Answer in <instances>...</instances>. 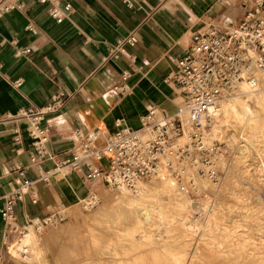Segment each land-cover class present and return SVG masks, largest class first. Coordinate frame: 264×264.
<instances>
[{
    "label": "crops",
    "instance_id": "1",
    "mask_svg": "<svg viewBox=\"0 0 264 264\" xmlns=\"http://www.w3.org/2000/svg\"><path fill=\"white\" fill-rule=\"evenodd\" d=\"M19 2L22 6L0 15V193L15 187L22 168L26 178L36 180L34 190L16 205L18 226L55 212L48 209L55 199L63 206L67 194L82 199L92 188L78 173H58L49 183L38 180L39 171L31 163L30 122L23 109L40 108L65 92L62 109L43 121L48 147L59 161L70 159L80 143L76 131L92 135L101 145L118 130V123L141 127L151 107L173 114L184 94L166 83L165 76L176 68L195 32L222 22L226 8L237 10L245 3L59 0L61 6L71 4L70 13L59 22L50 14L48 1ZM132 33L137 37L134 44L127 41ZM127 73L130 89L124 93L114 86ZM53 166V161L43 162L44 169ZM7 231L0 215V246Z\"/></svg>",
    "mask_w": 264,
    "mask_h": 264
},
{
    "label": "built area",
    "instance_id": "2",
    "mask_svg": "<svg viewBox=\"0 0 264 264\" xmlns=\"http://www.w3.org/2000/svg\"><path fill=\"white\" fill-rule=\"evenodd\" d=\"M42 1L49 2V12L59 22L70 13L69 3L61 6L59 0ZM19 6H22L19 0H0V15ZM243 8L245 11L238 22L230 21L222 26L210 24L195 32L176 68L165 76L166 83L173 84L184 94L177 112L173 114L151 107L142 116L141 127L135 129L118 123L115 134L107 137L101 145L90 134L76 131L81 155L73 151L70 159L59 161L48 147L49 136L43 121L47 114L62 109L65 92L58 93L40 108L23 109V116L30 122L28 133L33 139L31 163L39 171L38 180L49 183L56 171L68 161L82 163V181L88 186L101 182L111 188L132 187L139 179L163 172L191 186L188 188L190 191H197L196 179H215L214 160L220 145L216 140L207 139L203 130L208 128L210 114L216 109L224 91L251 67H264V0H250L243 4ZM127 41L134 44L137 37L132 33ZM128 77V73L124 74L123 82L114 88L127 92L130 89L126 83ZM184 114L192 125L190 131L186 130ZM44 161H53L54 166L44 169ZM17 172L15 187L0 193V215L8 228L6 237L12 233L9 219L16 220L18 201L29 190H34L36 182L25 177V169ZM36 201L35 197L33 202ZM36 218L44 228L63 219V216L60 211H55L47 217H31L27 222L33 223ZM13 229L17 234V228Z\"/></svg>",
    "mask_w": 264,
    "mask_h": 264
},
{
    "label": "rangeland",
    "instance_id": "3",
    "mask_svg": "<svg viewBox=\"0 0 264 264\" xmlns=\"http://www.w3.org/2000/svg\"><path fill=\"white\" fill-rule=\"evenodd\" d=\"M241 1L249 2L250 0ZM229 8H226L227 11L222 16V22L215 21V25L222 26L228 23L229 20L238 22L242 18L245 9L241 5L238 6L237 10L228 11ZM236 91L238 89L232 91L233 94ZM227 100L229 99L225 101ZM251 104L255 110V120L249 125L237 124L238 130L241 132L240 141L232 142L230 136L232 127L229 125L221 128L216 133L213 132L210 126L206 130V138L210 141L216 140L220 145L217 157L214 160L217 177L215 179L203 177L196 179L195 186L199 188L197 191H190L188 188L191 186L184 185L180 181L181 185L179 187L184 193V198H190L198 204L207 203L208 206L213 204L214 207L219 209V217L216 220L221 225L227 226L232 231H250L247 227H252L253 238L250 239L251 243L255 245L256 253L260 251L264 254V177L258 178L255 176V169H257V154L255 152L260 151L264 155V97L258 100L257 103L252 102ZM242 143L244 146H251L247 155L244 154L246 157L241 155ZM239 148L240 150H238ZM61 176L57 178L60 179ZM155 176L143 180L151 182ZM95 183L94 186L92 185L91 193L94 194L95 199L96 197L99 198V202H96L92 208L84 207L85 203L83 204L81 199L72 198L69 194L65 197L66 202L63 206H59L57 199L54 198L53 205L48 209L50 211H62L63 219L47 224L39 231L33 227L37 235L38 245H43V249L40 248L42 250L40 256L33 257L28 263H22L20 256L14 257L8 253L7 248L14 246L18 242L16 240L22 236L20 233L23 231L22 227L24 225H21V228L17 227V234L12 232L10 236L3 238V243L0 246V264H110L113 261L114 253H116L113 248L121 251L123 250L122 247H134L140 243L145 245L140 249L145 251L142 254L144 260H141L140 264H168L169 261L174 263L176 259L182 258L187 253L186 251L192 248L189 245L194 242L192 238L206 239L205 236L201 235L186 237L183 234L184 229L174 221L165 220L161 226L150 227L148 223L137 219L132 220L124 207L114 202L118 189L108 187L101 182ZM226 190L231 196L228 194L222 195V191L226 192ZM238 192L239 194L246 193L244 195L245 201L243 200L245 203H241L239 199L237 200V196L235 197ZM251 193H259L258 195L262 199L256 206H253L255 198H249ZM250 201L253 202V205ZM243 204H250L252 207L248 208L249 210L247 208L242 209ZM232 207L242 209L240 210L241 219L234 218L237 212L230 210ZM190 213L191 217H195V219L200 216L198 210L192 207ZM14 222L17 223L18 221L14 220ZM161 233L163 237L160 236ZM209 237L210 239L215 237L224 239L223 236L216 233L212 237L209 235ZM14 249L21 255H27V253L19 251L16 246H14ZM12 257L17 260H12Z\"/></svg>",
    "mask_w": 264,
    "mask_h": 264
},
{
    "label": "bare ground",
    "instance_id": "4",
    "mask_svg": "<svg viewBox=\"0 0 264 264\" xmlns=\"http://www.w3.org/2000/svg\"><path fill=\"white\" fill-rule=\"evenodd\" d=\"M236 89H238V91H236V93L233 94V92ZM263 97H264V67H258V66L251 67L249 71H245L242 73L241 78L236 80L232 84L230 89L224 91L220 101L217 104L216 109H214L210 114L209 126L212 127L213 132L216 133L221 128L229 125L232 127L230 129L231 130L230 136L232 138V142L235 143L238 140L240 141L239 138H241L240 137L241 132L240 130H238V125L241 123L249 125L251 124L252 121L254 122L255 110L251 103L252 102L257 103V101L262 99ZM226 99L229 100L225 101ZM184 115L186 119L185 121L186 130L190 131L192 129V125L190 121L187 119L188 118L187 114ZM206 130L207 128L203 130L205 137H207ZM114 134L115 133L109 134L107 135V137ZM249 147L251 149V146ZM249 147L246 145L241 146L242 154L241 153L240 154L242 156L244 154L247 155ZM80 150H81V144L79 143L74 151L77 155H81ZM238 150H240V148ZM255 153L257 154V163H256L257 169H255L256 170L255 176L261 178L264 177V155L261 154L260 151H256ZM245 155L244 157H246ZM72 162L73 161H68V164L64 165L63 167L60 168V170L56 171V174L58 173L80 174V171L82 170L81 168L82 163L78 161L77 163L73 164L74 162L73 163ZM144 179H148V178H144ZM95 184L96 183H92L90 186L92 185L94 186ZM180 185L181 183L178 180H176V178L168 176L166 173L160 172L153 178L151 182H147L143 179H139L132 187L124 186V185L117 187L118 191L114 202L119 206L124 207L126 212L131 216L129 218H132V220L137 219L138 221L148 223V226L150 225V227H153L155 225L161 226L165 220H170L178 223V225L184 229L183 234H185L186 237H193L194 235H201L206 237V239L192 238L194 242L189 244L192 248L188 249L186 251L187 253L182 258L176 259L174 263H172V261H169L168 264H175V262L176 264H264V254H262L260 251L256 253V248H254L255 245L254 244L252 245L251 243L252 240L251 238H253L252 227H247L249 228L250 231L248 230L232 231V229L227 228V226L221 225L216 220L219 217L218 215V213L220 212L219 209L214 207L213 204L210 206H208L207 203L198 204V203H194L190 198H186V197L184 198V193L182 192V189L179 187ZM222 192H223L222 195L228 194L227 190L226 192L224 191ZM238 194L235 195V197L237 196V200L239 199L241 203H245L244 195H246V193L242 192V194H239V196ZM253 194L254 193H251L250 197L249 196L248 197L255 198V200L253 199L255 203L254 205L253 202L251 201L250 202L252 203L253 206H256L258 205V203H260L262 199L258 195L259 193L254 195ZM228 195L231 196V194ZM215 196L217 195L215 194ZM81 201H83V204L85 203L84 207L92 208V206H94L96 202H99V198L96 197L95 199V196L93 193H91V189H90V193H88V195L84 199H81ZM207 202L209 201L207 200ZM252 205L243 204L241 208L248 209L251 208ZM191 207L194 208L195 210H198L200 215L198 216L199 218L195 219V217L193 218L191 217V213H190ZM242 209H239L238 207L230 208V210L233 211L235 210V212H237V215H234V218L236 219L242 218V215L240 214L241 213L240 210ZM14 220H15L14 218L9 219V223L11 222V226L13 228L14 227L21 228V226H18L14 222ZM24 226L25 228H23ZM24 226L22 227L23 231H21L20 233V235L22 236H20V238L16 240L18 242H16L14 246H16V248L19 251H22L23 253H27V255L25 254L21 255V253H19L16 249H14V246H10L9 248H7V250L8 253L12 254L14 257L20 256V261L22 263H28L33 259V257L35 256L38 257L42 253L41 252L42 250L40 248H42L43 245L42 246L38 245V241L36 238L37 235L33 230L34 227V229H37L39 231L42 229V226L39 224V219L37 218L33 223L27 222L26 225ZM13 228H11L12 232L14 231ZM213 233L223 236L224 239H220L217 237L210 239L209 235L212 237V235H214ZM160 236L163 237L162 233L160 234ZM142 246L145 245L140 243L138 246H134V247H122L123 250L121 251H117V249L113 248L114 250H116V253H114L113 261L110 264H140L141 260H144L142 259L144 258L142 254L143 252H145L144 250H140ZM13 259L14 258L12 257V260Z\"/></svg>",
    "mask_w": 264,
    "mask_h": 264
}]
</instances>
